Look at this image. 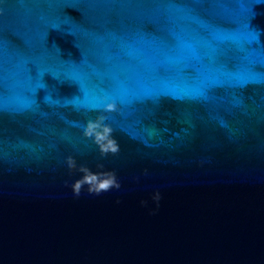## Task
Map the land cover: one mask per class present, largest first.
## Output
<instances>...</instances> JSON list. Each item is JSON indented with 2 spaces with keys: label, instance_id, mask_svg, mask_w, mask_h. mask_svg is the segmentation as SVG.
<instances>
[{
  "label": "water",
  "instance_id": "water-1",
  "mask_svg": "<svg viewBox=\"0 0 264 264\" xmlns=\"http://www.w3.org/2000/svg\"><path fill=\"white\" fill-rule=\"evenodd\" d=\"M0 264H264V0H0Z\"/></svg>",
  "mask_w": 264,
  "mask_h": 264
},
{
  "label": "clouds",
  "instance_id": "clouds-1",
  "mask_svg": "<svg viewBox=\"0 0 264 264\" xmlns=\"http://www.w3.org/2000/svg\"><path fill=\"white\" fill-rule=\"evenodd\" d=\"M114 108V105H109V110H112ZM98 125L94 122H89V124L85 127L84 129V134L85 135H91L93 134V129H95ZM111 133V129L110 128H106L104 130V133L98 138V142L100 141V139H104L106 136H110ZM105 150H111V151H115L117 150V146L115 145V141H110L109 142V146L105 148ZM69 166H71V159L70 158H66ZM92 179H95V177H93ZM109 184L113 185V186H118L115 182L114 176L109 178ZM105 185L101 184L100 187L103 188Z\"/></svg>",
  "mask_w": 264,
  "mask_h": 264
},
{
  "label": "snow or ice",
  "instance_id": "snow-or-ice-1",
  "mask_svg": "<svg viewBox=\"0 0 264 264\" xmlns=\"http://www.w3.org/2000/svg\"><path fill=\"white\" fill-rule=\"evenodd\" d=\"M154 44L157 48H159L162 54H166V46L162 40L157 38L154 40Z\"/></svg>",
  "mask_w": 264,
  "mask_h": 264
}]
</instances>
